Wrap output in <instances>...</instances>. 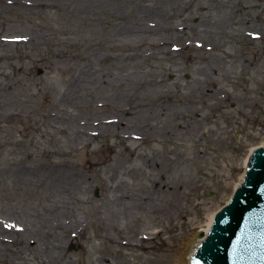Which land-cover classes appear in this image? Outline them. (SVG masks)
I'll list each match as a JSON object with an SVG mask.
<instances>
[{"label": "rangeland", "instance_id": "1", "mask_svg": "<svg viewBox=\"0 0 264 264\" xmlns=\"http://www.w3.org/2000/svg\"><path fill=\"white\" fill-rule=\"evenodd\" d=\"M263 139L264 0H0V264H187Z\"/></svg>", "mask_w": 264, "mask_h": 264}, {"label": "water", "instance_id": "2", "mask_svg": "<svg viewBox=\"0 0 264 264\" xmlns=\"http://www.w3.org/2000/svg\"><path fill=\"white\" fill-rule=\"evenodd\" d=\"M248 159L240 188L216 212L212 227L193 237L187 264H264V148Z\"/></svg>", "mask_w": 264, "mask_h": 264}, {"label": "bare ground", "instance_id": "3", "mask_svg": "<svg viewBox=\"0 0 264 264\" xmlns=\"http://www.w3.org/2000/svg\"><path fill=\"white\" fill-rule=\"evenodd\" d=\"M256 148H264V139L258 143L255 146L250 147L249 149V154L247 155L246 158H244V162H243V171L242 174L238 177L237 183L234 185V189L239 188V185H241L243 183V179H245L246 175H247V162H248V158H250L251 153L256 149ZM53 198L57 197V194L53 191V193L51 194ZM231 197V196H230ZM227 198V201L230 199ZM226 201V202H227ZM126 203H124V206H119L116 202H113V204L111 205V208L108 209V213L110 214L109 217H107L110 222L115 220V219H111L110 217L112 216L113 218H119V220H124L127 221V216L131 213V210L134 208V205L132 204V202L125 200ZM120 214V215H119ZM131 215V214H130ZM214 218H215V213L210 215L207 222L205 223V226L202 230V232L205 231V229H208L212 227L213 223H214ZM47 221V220H45ZM48 222V221H47ZM32 223V224H31ZM29 223L28 225V235L32 234V236H36L37 234H39L41 232V230L43 229V227L40 225V223H38V221H35L34 219H32V222ZM51 226V224H50ZM48 226H46V224H44V228H47ZM47 230V229H44ZM40 231V232H39ZM152 234V232H151ZM193 258L192 253L189 255V260Z\"/></svg>", "mask_w": 264, "mask_h": 264}]
</instances>
